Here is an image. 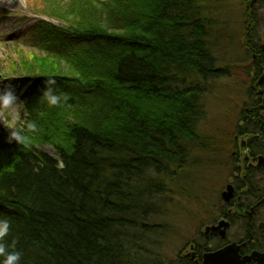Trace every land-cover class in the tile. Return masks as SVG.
<instances>
[{
	"label": "trees",
	"instance_id": "1",
	"mask_svg": "<svg viewBox=\"0 0 264 264\" xmlns=\"http://www.w3.org/2000/svg\"><path fill=\"white\" fill-rule=\"evenodd\" d=\"M208 3L43 0V11L32 6L59 28L38 21L29 35L42 53L26 57L17 50L7 76L29 87L20 113L38 125L27 148L0 130V218L11 222L6 240L9 251L21 253V264L171 262L157 250L167 235L164 201L182 191L206 87L223 77L214 67ZM250 19L258 47L262 30ZM251 50L264 67L261 48ZM251 72L260 76L253 65ZM49 86L68 102L49 107L43 99ZM252 116L264 137V116Z\"/></svg>",
	"mask_w": 264,
	"mask_h": 264
},
{
	"label": "rangeland",
	"instance_id": "2",
	"mask_svg": "<svg viewBox=\"0 0 264 264\" xmlns=\"http://www.w3.org/2000/svg\"><path fill=\"white\" fill-rule=\"evenodd\" d=\"M42 4L43 0H0V91L11 84L19 97V109L21 98L29 87L22 79L7 76L13 75L10 64L16 60L17 50L23 51L26 57L42 53L43 47H39L38 40L29 35L30 29L43 19L37 15L38 11L32 12V6L43 11ZM246 4L247 0H210L206 5V15L215 24L212 40L217 63L214 67L223 77L209 83L208 89L206 87L202 99L204 115L197 127L200 139L189 151L190 165L180 184L182 191H173L164 201V215L160 220L167 235L161 239V247L157 250L165 253L171 261L169 264L174 261L179 248L194 238L204 224L213 221L221 209L219 195L229 181L233 165L230 157L231 152H235L232 142L233 138L239 137L236 134L239 110L250 102L248 68L253 65L252 57L256 56L251 48L264 47V0L253 7ZM251 16L256 17L262 30L258 47L250 37L254 21ZM45 21L59 28L58 23ZM0 130L6 134L10 132L3 125ZM239 141L240 138L236 142ZM38 150L53 155L48 146L41 145ZM242 153L244 150L240 148ZM261 183L264 188V175ZM238 228L234 230L235 234Z\"/></svg>",
	"mask_w": 264,
	"mask_h": 264
},
{
	"label": "flooded vegetation",
	"instance_id": "3",
	"mask_svg": "<svg viewBox=\"0 0 264 264\" xmlns=\"http://www.w3.org/2000/svg\"><path fill=\"white\" fill-rule=\"evenodd\" d=\"M260 1L262 0H247L246 5L253 7ZM262 48L261 53L264 54V47ZM252 59L253 69L258 68L260 76H255L254 72L249 74L251 80L248 100L250 103L239 110L236 127V134L239 137L233 138L232 142L235 152L232 151L230 154L233 162L230 178L219 195L221 198L225 188L231 186L232 199L228 204L220 200L221 209L218 215L213 221L204 224L194 238L180 247L173 264H202L205 254L222 250L232 243L239 247L238 254L242 258L249 257L253 253L264 255V196L262 197L261 194L264 192L261 185L262 175H264V146H262L264 137H261L260 128H256L258 122L252 116L253 113L264 116L262 103L264 101V67L261 65L259 56H253ZM237 129L241 131L238 132ZM239 138L240 141L237 143ZM240 148L244 150V153L240 154ZM247 174L251 175L249 180H246ZM221 221L229 224L224 238L215 233L207 235L204 233L206 227L216 226ZM237 226H239L238 233L235 234L234 230ZM247 264L257 263L250 261Z\"/></svg>",
	"mask_w": 264,
	"mask_h": 264
},
{
	"label": "clouds",
	"instance_id": "4",
	"mask_svg": "<svg viewBox=\"0 0 264 264\" xmlns=\"http://www.w3.org/2000/svg\"><path fill=\"white\" fill-rule=\"evenodd\" d=\"M46 83L54 85L56 81L49 80ZM43 99L49 107H59L68 102L69 96L49 86L43 92ZM18 102L19 97L11 84L0 91V125L10 129L9 142L14 141L27 148L31 146L32 137L38 132V125L33 120L21 117ZM10 229V220L0 218V264H21V253L18 250L9 251L6 238Z\"/></svg>",
	"mask_w": 264,
	"mask_h": 264
},
{
	"label": "water",
	"instance_id": "5",
	"mask_svg": "<svg viewBox=\"0 0 264 264\" xmlns=\"http://www.w3.org/2000/svg\"><path fill=\"white\" fill-rule=\"evenodd\" d=\"M261 160V159H260ZM232 188L227 186L225 192L222 193L221 199L228 204L232 199ZM229 224L226 221L220 222L216 227L205 228V234L215 233L221 238L225 237ZM239 247L235 244H229L222 250L205 254L202 264H247L253 261L257 264H264V255L253 253L249 257L241 258L238 254Z\"/></svg>",
	"mask_w": 264,
	"mask_h": 264
},
{
	"label": "bare ground",
	"instance_id": "6",
	"mask_svg": "<svg viewBox=\"0 0 264 264\" xmlns=\"http://www.w3.org/2000/svg\"><path fill=\"white\" fill-rule=\"evenodd\" d=\"M26 96H28V94H26Z\"/></svg>",
	"mask_w": 264,
	"mask_h": 264
}]
</instances>
